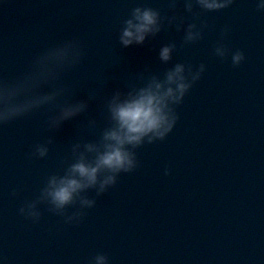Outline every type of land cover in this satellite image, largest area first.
<instances>
[{
    "label": "water",
    "instance_id": "water-1",
    "mask_svg": "<svg viewBox=\"0 0 264 264\" xmlns=\"http://www.w3.org/2000/svg\"><path fill=\"white\" fill-rule=\"evenodd\" d=\"M140 3L160 10L162 28L125 46L123 22ZM186 3L0 0V82L26 76L51 48L79 53L38 89L60 90L57 104L0 122L4 264H95L101 253L108 264H264V9L256 0H232L216 10ZM192 22L202 36L188 42ZM173 42V58L165 62L159 50ZM220 43L229 49L225 57L215 54ZM236 50L244 53L239 64L232 62ZM176 62L206 68L174 106L173 129L129 145L137 166L117 173L114 184L83 189L57 208L45 192L49 178L64 175L84 144L100 142L112 123V96L154 74L163 78ZM65 101L86 107L53 123ZM39 145L46 155L38 154ZM30 204L38 218L20 211Z\"/></svg>",
    "mask_w": 264,
    "mask_h": 264
},
{
    "label": "clouds",
    "instance_id": "clouds-1",
    "mask_svg": "<svg viewBox=\"0 0 264 264\" xmlns=\"http://www.w3.org/2000/svg\"><path fill=\"white\" fill-rule=\"evenodd\" d=\"M199 5L207 10L222 9L229 6L232 0H198ZM256 6L264 9V0H256ZM186 7H193V0H187ZM171 19H175L172 17ZM119 39L123 45L142 44L150 35H155L162 28V16L159 9L147 4H137L131 15L123 22ZM227 30V29H225ZM202 36L201 29L195 22L189 23L184 39L196 41ZM176 44L166 43L159 50L160 58L167 62L173 58ZM229 49L223 43L215 48V54L220 57L228 55ZM79 55L70 46H58L42 53L35 61L29 74L14 82H0V122L20 116L36 107L45 104H57L60 90L40 92V85L54 78L56 70L63 63L74 60ZM244 59V53L236 50L232 53V62L239 64ZM206 65L201 63L198 70H193L184 62H176L168 68L163 78L152 75L147 82L135 87L127 93L119 90L112 96L108 108L112 121L103 130L99 143L87 142L86 151H80L62 176L52 175L45 189L46 195L57 208L74 201L76 195L83 189L99 185L103 191L109 184L117 180L120 171H131L137 166L136 154L133 148L144 143L145 138L153 141L164 138L174 127L178 114L175 105L180 104L192 83L199 79ZM59 112L52 118L53 123L75 116L86 107L85 101H65L58 104ZM76 145L74 151L79 149ZM40 156L47 154L48 148L39 145L36 149ZM86 152L94 153L89 159ZM107 174L101 177V173ZM83 203L92 205L94 200L85 199ZM20 211L33 218L39 217L34 205L22 206ZM0 264H4L0 258ZM95 264H108V257L101 253L96 255Z\"/></svg>",
    "mask_w": 264,
    "mask_h": 264
}]
</instances>
